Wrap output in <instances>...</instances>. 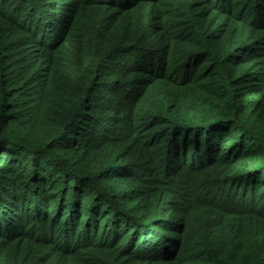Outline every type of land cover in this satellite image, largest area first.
<instances>
[{"label": "trees", "instance_id": "trees-1", "mask_svg": "<svg viewBox=\"0 0 264 264\" xmlns=\"http://www.w3.org/2000/svg\"><path fill=\"white\" fill-rule=\"evenodd\" d=\"M0 264H264V0H0Z\"/></svg>", "mask_w": 264, "mask_h": 264}]
</instances>
